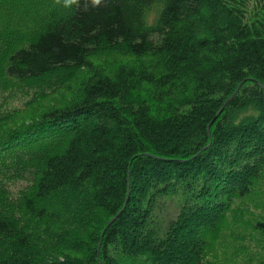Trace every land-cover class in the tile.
<instances>
[{
	"label": "trees",
	"instance_id": "obj_1",
	"mask_svg": "<svg viewBox=\"0 0 264 264\" xmlns=\"http://www.w3.org/2000/svg\"><path fill=\"white\" fill-rule=\"evenodd\" d=\"M0 264H264V0H0Z\"/></svg>",
	"mask_w": 264,
	"mask_h": 264
},
{
	"label": "clouds",
	"instance_id": "obj_2",
	"mask_svg": "<svg viewBox=\"0 0 264 264\" xmlns=\"http://www.w3.org/2000/svg\"><path fill=\"white\" fill-rule=\"evenodd\" d=\"M57 2H59V0H57ZM65 2V5H70V4H73V3H76V0H64ZM92 4L95 6V5H99L101 3V0H91Z\"/></svg>",
	"mask_w": 264,
	"mask_h": 264
},
{
	"label": "rangeland",
	"instance_id": "obj_3",
	"mask_svg": "<svg viewBox=\"0 0 264 264\" xmlns=\"http://www.w3.org/2000/svg\"><path fill=\"white\" fill-rule=\"evenodd\" d=\"M219 242V241H218ZM223 242H227V240H226V238L223 240ZM228 244V243H227ZM216 246L218 247V248H220L221 249V247L219 246V244L217 243L216 244ZM217 248V249H218ZM229 253H230V256H232V250L231 251H229Z\"/></svg>",
	"mask_w": 264,
	"mask_h": 264
}]
</instances>
